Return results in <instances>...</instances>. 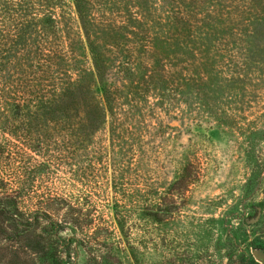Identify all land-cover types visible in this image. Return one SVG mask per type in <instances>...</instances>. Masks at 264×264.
I'll list each match as a JSON object with an SVG mask.
<instances>
[{"label": "trees", "instance_id": "1", "mask_svg": "<svg viewBox=\"0 0 264 264\" xmlns=\"http://www.w3.org/2000/svg\"><path fill=\"white\" fill-rule=\"evenodd\" d=\"M162 1L0 0V123L16 129L29 116L31 147L43 155L0 154V264H159L153 258L179 243L153 228L174 218L177 183L184 191L201 173L183 167L166 192L147 181V119L195 93L224 114L217 122L238 124L233 101H212L209 72L254 84L264 66V0ZM106 127L105 145L96 137ZM253 159L250 198L223 217L233 249L241 240L233 221L245 235L263 216L252 193L264 189V161ZM136 211L147 226L139 223L135 241ZM230 255L225 264H243Z\"/></svg>", "mask_w": 264, "mask_h": 264}, {"label": "rangeland", "instance_id": "2", "mask_svg": "<svg viewBox=\"0 0 264 264\" xmlns=\"http://www.w3.org/2000/svg\"><path fill=\"white\" fill-rule=\"evenodd\" d=\"M156 2L162 4L163 1ZM258 42L264 43V38H258ZM262 52L264 49L261 52L258 50V54ZM260 69L262 71L254 75L257 78L254 84H244V89L240 82L221 81L219 74L209 72L207 92L212 101H222L227 105L229 101H233V107L238 108L236 123L242 124V127H237L238 124L233 126V123L229 122L224 125L217 122L216 119L222 118L224 114L209 112V108L202 106L203 99L195 93L189 96L188 103L178 101L176 107L175 104L169 106V110L160 111L159 119L152 116L147 119L151 127L145 133L146 143L141 145V151L146 152L147 156L148 153L151 154L148 156L151 158L142 163V172L146 174L147 181L153 182L155 187H160L166 192L169 186L174 185L183 167L186 166L187 172L191 170V174L196 169L201 173L200 179L190 180L188 188L184 191L182 184L180 186L177 183V189L173 190L177 202L173 207L174 218L162 220L158 222L157 229L153 228L155 236L160 231H165L170 237L176 235L180 240L172 249H164L165 257L153 258L158 260L159 264H209L212 260L225 264L231 262L230 254H234V260L243 264H264V189L252 193V201L261 202L263 216L256 223L244 226L247 234H242L244 230L240 228L241 225L233 221V235L241 238L239 245L234 249L230 245L228 230L223 223L224 213L228 208L234 203L239 206L241 201L250 198L247 183L249 179H254L256 173L252 172L257 168L253 158L260 156L264 161V66H260ZM152 100L158 103L156 97L152 96L150 101ZM143 104L149 106V100ZM176 108H180L182 112ZM198 110H203V115L197 114ZM28 117L18 120L16 129L0 123L1 155L14 151L20 155L27 154L28 157L32 155L39 160L43 159V155L31 147L33 133L31 127L25 125ZM159 121H162L165 129L159 128ZM255 126H258V129H253ZM108 137L106 127L97 134L96 141H103L106 145ZM189 158L194 160V165H188ZM58 182L62 183L59 179ZM164 194L162 195L166 198ZM150 198L153 202L157 196L149 194L145 201H150ZM109 213H114L111 207ZM145 219L147 217L144 212L138 211L131 218L132 238L135 241L144 234L139 233L137 226L141 223V227L145 229ZM243 249L249 250L253 261L252 258L244 257V253L240 251ZM147 251V255L157 256L155 249ZM173 252L177 253L176 258L172 257Z\"/></svg>", "mask_w": 264, "mask_h": 264}, {"label": "water", "instance_id": "3", "mask_svg": "<svg viewBox=\"0 0 264 264\" xmlns=\"http://www.w3.org/2000/svg\"><path fill=\"white\" fill-rule=\"evenodd\" d=\"M256 254L259 255V252H257Z\"/></svg>", "mask_w": 264, "mask_h": 264}]
</instances>
